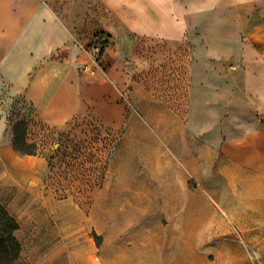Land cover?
I'll return each mask as SVG.
<instances>
[{
    "label": "rangeland",
    "instance_id": "rangeland-1",
    "mask_svg": "<svg viewBox=\"0 0 264 264\" xmlns=\"http://www.w3.org/2000/svg\"><path fill=\"white\" fill-rule=\"evenodd\" d=\"M225 7L190 27L178 50L128 34L134 101L106 82L90 85L103 73L104 31L84 45L78 71L87 78L74 111L0 93V204L19 226L16 264H142L146 247L164 253L170 241L177 258L187 244L191 260L203 253L208 264L224 251L264 250V227L232 228L247 212L209 192L220 184L211 152L245 130L241 65L264 62V0ZM14 134L32 154L13 150Z\"/></svg>",
    "mask_w": 264,
    "mask_h": 264
},
{
    "label": "crops",
    "instance_id": "crops-1",
    "mask_svg": "<svg viewBox=\"0 0 264 264\" xmlns=\"http://www.w3.org/2000/svg\"><path fill=\"white\" fill-rule=\"evenodd\" d=\"M254 1L263 0H0V93L8 87L36 109L74 111L87 78L78 71L84 45L104 31L109 45L101 55L103 73H97L90 85L98 89L106 82L126 94L127 101H134L137 89L128 34L156 37L168 50H178L190 27L207 18L211 10H223L226 5L244 8ZM193 38L194 43L205 44L203 33ZM244 62L240 97L249 104L245 130L211 152L212 163L218 159L213 181L220 184L208 189L216 199L230 197L233 213L240 207L247 212V220L232 222L231 227L237 229L264 227V125L260 122L264 118V62ZM251 116L255 120H248ZM154 245L144 249L142 264H208L203 253L197 262L191 260L190 245L185 244L179 258L172 251V241L164 253L160 244ZM258 258L264 259V250L255 256L228 250L219 264H264L255 262ZM65 264L87 262L73 258Z\"/></svg>",
    "mask_w": 264,
    "mask_h": 264
},
{
    "label": "trees",
    "instance_id": "trees-1",
    "mask_svg": "<svg viewBox=\"0 0 264 264\" xmlns=\"http://www.w3.org/2000/svg\"><path fill=\"white\" fill-rule=\"evenodd\" d=\"M102 51L100 54L102 55ZM13 150L23 154H32V145L27 144L23 138L14 134L12 141ZM19 229L18 223L0 204V264H16L21 251V245L16 240L14 233Z\"/></svg>",
    "mask_w": 264,
    "mask_h": 264
}]
</instances>
